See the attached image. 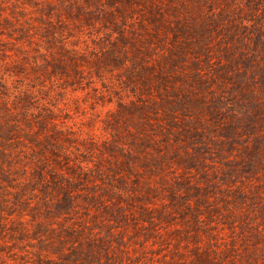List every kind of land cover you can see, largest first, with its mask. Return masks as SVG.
I'll return each instance as SVG.
<instances>
[{"label": "rangeland", "instance_id": "rangeland-1", "mask_svg": "<svg viewBox=\"0 0 264 264\" xmlns=\"http://www.w3.org/2000/svg\"><path fill=\"white\" fill-rule=\"evenodd\" d=\"M0 264H264V0H0Z\"/></svg>", "mask_w": 264, "mask_h": 264}]
</instances>
